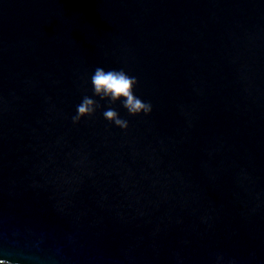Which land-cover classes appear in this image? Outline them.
I'll list each match as a JSON object with an SVG mask.
<instances>
[{
	"label": "water",
	"instance_id": "water-1",
	"mask_svg": "<svg viewBox=\"0 0 264 264\" xmlns=\"http://www.w3.org/2000/svg\"><path fill=\"white\" fill-rule=\"evenodd\" d=\"M0 259L264 264V0H0Z\"/></svg>",
	"mask_w": 264,
	"mask_h": 264
},
{
	"label": "clouds",
	"instance_id": "clouds-1",
	"mask_svg": "<svg viewBox=\"0 0 264 264\" xmlns=\"http://www.w3.org/2000/svg\"><path fill=\"white\" fill-rule=\"evenodd\" d=\"M90 80L94 97L106 100L109 104L120 103L131 117L151 114V103L141 100L134 94V90L138 86L137 78L129 75L124 69L106 71L102 67H97ZM100 107L101 105L95 99L84 96L82 102L76 106V114L72 117V123L79 124L81 120L93 117ZM103 117L109 124L122 131L126 132L129 128L128 120L121 118L112 107L103 111ZM218 258L223 259L222 257ZM0 264H11V262L0 259Z\"/></svg>",
	"mask_w": 264,
	"mask_h": 264
}]
</instances>
